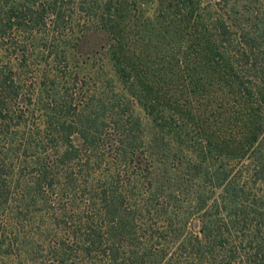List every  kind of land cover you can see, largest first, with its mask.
I'll return each instance as SVG.
<instances>
[{"label": "trees", "instance_id": "16d2710c", "mask_svg": "<svg viewBox=\"0 0 264 264\" xmlns=\"http://www.w3.org/2000/svg\"><path fill=\"white\" fill-rule=\"evenodd\" d=\"M0 264H264V0H0Z\"/></svg>", "mask_w": 264, "mask_h": 264}, {"label": "rangeland", "instance_id": "374dc122", "mask_svg": "<svg viewBox=\"0 0 264 264\" xmlns=\"http://www.w3.org/2000/svg\"><path fill=\"white\" fill-rule=\"evenodd\" d=\"M154 10V5H150L149 7H147L146 9V15H152V12ZM101 37H93L88 41V44H86L88 47H91L93 43H95L96 45H99L101 43L100 41ZM103 38V37H102ZM161 166L158 165V163L155 164V168L154 171H158L160 170Z\"/></svg>", "mask_w": 264, "mask_h": 264}]
</instances>
